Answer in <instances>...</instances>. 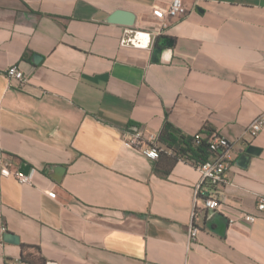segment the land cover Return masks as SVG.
<instances>
[{
    "label": "crops",
    "instance_id": "obj_1",
    "mask_svg": "<svg viewBox=\"0 0 264 264\" xmlns=\"http://www.w3.org/2000/svg\"><path fill=\"white\" fill-rule=\"evenodd\" d=\"M170 1L0 0V167L25 163L32 175L0 176V264L21 261V244L47 264H264V131L248 133L264 115V0H185L186 15L163 29L153 9ZM120 10L136 16L133 29L174 41L160 62L123 44L128 27L98 20ZM11 66L26 83L8 79ZM166 124L231 143L228 183L204 188L222 207L204 209L200 197L194 239L199 158L162 177L166 158L123 139L143 130L174 155ZM216 214L228 221L222 235L209 227Z\"/></svg>",
    "mask_w": 264,
    "mask_h": 264
},
{
    "label": "built area",
    "instance_id": "obj_2",
    "mask_svg": "<svg viewBox=\"0 0 264 264\" xmlns=\"http://www.w3.org/2000/svg\"><path fill=\"white\" fill-rule=\"evenodd\" d=\"M187 13V7L185 0H171L167 7H155L153 9V15L155 18L161 21L162 28L169 27V20L179 18ZM156 34V33H155ZM162 34V30L157 32V36ZM6 76L11 81H18L21 84L26 83L27 79L24 72L18 66H11L6 71ZM264 131V115L256 118L250 125L248 133L256 137L259 133ZM123 139L127 146L139 149L146 157L151 160H158L160 154L163 152L160 146L159 136L147 133L143 130L130 133L126 132L123 134ZM194 141L197 146L202 145L204 137L202 133H198L194 136ZM208 149L210 151V158L205 162H200L197 165V171L200 175V183L197 186L195 192V207L193 211L192 223L189 226V236L191 239L197 237L199 227L197 226L198 220L200 219V210L198 202L200 197L203 195L204 198V209L211 211H218L221 209L217 196L215 194L204 193V188L215 189L219 188L228 183L227 175L231 169V143L222 135L213 134L206 140ZM0 176L2 177H14L21 184H31L32 175H25L19 170L12 171L9 163H3L0 167ZM55 197V194H52ZM257 209L260 213L264 212V195L259 198ZM245 221L249 223H255L257 217L252 214H244ZM5 232V229H3ZM10 264H27L22 261L12 262Z\"/></svg>",
    "mask_w": 264,
    "mask_h": 264
},
{
    "label": "water",
    "instance_id": "obj_3",
    "mask_svg": "<svg viewBox=\"0 0 264 264\" xmlns=\"http://www.w3.org/2000/svg\"><path fill=\"white\" fill-rule=\"evenodd\" d=\"M196 11L201 12L199 8H197ZM98 20H108L110 23L128 27L125 33L123 44L126 46L154 49L155 62H160L163 48H173L174 46V41L168 37L157 36L154 32H142L133 29L136 21V16L131 12L120 10L112 15H104L102 17H99ZM247 154L257 155L259 154V149L250 147L247 150ZM19 171L24 173L25 175H29L31 172V167L24 163L21 165ZM209 223L210 229L214 224L219 225V231L216 232L221 235L225 233L228 228V221L219 214H216V216H214ZM5 241L16 245L20 243L19 238L11 233L5 235Z\"/></svg>",
    "mask_w": 264,
    "mask_h": 264
},
{
    "label": "trees",
    "instance_id": "obj_4",
    "mask_svg": "<svg viewBox=\"0 0 264 264\" xmlns=\"http://www.w3.org/2000/svg\"><path fill=\"white\" fill-rule=\"evenodd\" d=\"M207 129H209V127H207ZM177 134L178 131L176 129L168 124L165 125L161 139L169 149L173 150L174 155L170 156L165 152L160 154L159 159L163 160L162 158H166L167 164H159L158 167L155 166V172L159 174V176L167 177L178 159L185 157L187 154L198 157L200 162L209 160L211 156L205 139L202 145L197 146L194 137L187 138ZM21 249L22 262L27 264H47L39 247L21 244Z\"/></svg>",
    "mask_w": 264,
    "mask_h": 264
}]
</instances>
